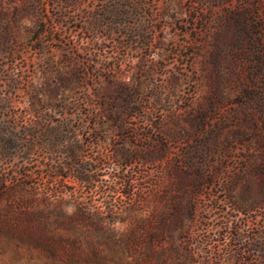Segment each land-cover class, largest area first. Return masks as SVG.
Masks as SVG:
<instances>
[{
    "label": "rangeland",
    "instance_id": "1",
    "mask_svg": "<svg viewBox=\"0 0 264 264\" xmlns=\"http://www.w3.org/2000/svg\"><path fill=\"white\" fill-rule=\"evenodd\" d=\"M137 259L264 264V0H0V264Z\"/></svg>",
    "mask_w": 264,
    "mask_h": 264
},
{
    "label": "trees",
    "instance_id": "2",
    "mask_svg": "<svg viewBox=\"0 0 264 264\" xmlns=\"http://www.w3.org/2000/svg\"><path fill=\"white\" fill-rule=\"evenodd\" d=\"M103 163V161H101ZM81 180L86 181L88 179L87 175H82L80 177ZM127 197L130 198V200H133L135 198V192L134 190H129L126 193ZM52 197V195H50V198ZM197 197V195H192L191 200L195 199ZM131 206H127V207H123V206H116V205H112L108 208L107 212L104 211H99V212H93L92 210H88L84 207H78L76 212L71 216L70 218V224H77V223H87L88 225L92 226V223H94L97 226L100 227H104V226H111L113 224H116L118 222L122 221V216L125 212L128 211V209H132L130 208ZM194 207V206H193ZM107 213V214H106ZM141 231H146V230H141ZM129 235L127 236V244H128V249L130 251V253L135 256L138 253L141 254V250L144 249L143 246H141L140 242V238L137 237L138 231L137 230H131L130 233H128ZM152 241V239H150ZM150 241V242H151ZM182 250V247L179 246L178 248H176V252L179 253ZM185 250L188 252L186 254L187 257H189V255H191L192 251L188 250V248H185ZM137 264H145L143 261H138L137 259Z\"/></svg>",
    "mask_w": 264,
    "mask_h": 264
}]
</instances>
